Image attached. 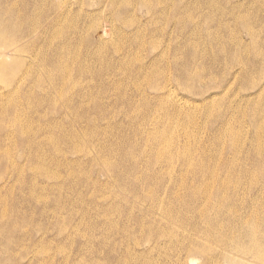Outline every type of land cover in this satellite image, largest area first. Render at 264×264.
I'll return each instance as SVG.
<instances>
[{
  "label": "rangeland",
  "instance_id": "rangeland-1",
  "mask_svg": "<svg viewBox=\"0 0 264 264\" xmlns=\"http://www.w3.org/2000/svg\"><path fill=\"white\" fill-rule=\"evenodd\" d=\"M0 40V264H264V0H0Z\"/></svg>",
  "mask_w": 264,
  "mask_h": 264
},
{
  "label": "bare ground",
  "instance_id": "bare-ground-1",
  "mask_svg": "<svg viewBox=\"0 0 264 264\" xmlns=\"http://www.w3.org/2000/svg\"><path fill=\"white\" fill-rule=\"evenodd\" d=\"M17 23V22H16ZM15 25V24H14ZM1 41V40H0ZM0 46H1V43H0ZM7 50V49H6ZM100 51V50H99ZM101 52V51H100ZM1 54H5V55H7V54H12V50H7V51H2V52H0ZM66 67V66H65ZM66 70V68L64 69V71ZM69 70V69H68ZM68 72V71H67ZM65 79V78H64ZM252 177L253 178H255L256 177V175H252ZM208 181H210V179L208 180ZM238 181V180H237ZM210 185V184H209ZM208 186V185H207ZM253 229V228H252ZM250 231V230H249ZM253 231V230H252Z\"/></svg>",
  "mask_w": 264,
  "mask_h": 264
}]
</instances>
